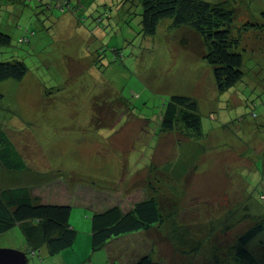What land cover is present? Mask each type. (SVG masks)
Segmentation results:
<instances>
[{"label":"rangeland","instance_id":"rangeland-1","mask_svg":"<svg viewBox=\"0 0 264 264\" xmlns=\"http://www.w3.org/2000/svg\"><path fill=\"white\" fill-rule=\"evenodd\" d=\"M92 1L79 11L59 9L63 0L0 1V30L11 37L0 60L18 58L27 68L21 81L0 83V131L26 164L10 176L0 166V188L26 183L41 202L70 205L77 233L51 256L45 246L25 251L13 227L0 234V248L24 251L27 264H110L108 252L118 249H91L92 210L84 205L111 204L143 187L160 205L161 227L130 237L152 238L149 254L159 264H245L235 247L257 225L262 231L245 248L264 264V0H204L234 12L229 28L243 61L241 79L221 93L194 31L165 18L144 36L137 0ZM172 94L196 100L202 135L179 124L160 130ZM195 146L209 151L193 168ZM179 160L187 170L174 185L159 174ZM151 164L159 174L148 182L133 177Z\"/></svg>","mask_w":264,"mask_h":264},{"label":"trees","instance_id":"trees-1","mask_svg":"<svg viewBox=\"0 0 264 264\" xmlns=\"http://www.w3.org/2000/svg\"><path fill=\"white\" fill-rule=\"evenodd\" d=\"M40 1L42 0H38ZM70 1L63 0L59 9H65L67 6L77 8L76 11H79L84 10L85 7H92L95 2L75 0L76 4L70 5ZM137 4L140 5V31L144 36L155 35L157 25L165 18L170 19L173 26L188 27L198 35L205 47L201 57L211 67L218 92L230 89L241 79L243 61L241 53L236 49L237 40L231 36L229 28L234 12L226 8L223 2L137 0ZM105 13L102 16L98 15V23L102 21V17H105ZM27 31L29 37L34 36V31L29 29ZM19 40L20 43L28 41L24 36ZM186 40V37L180 40L184 47H188ZM10 44V35L0 30V46L6 47ZM26 72L27 68L21 59L0 60V83L8 79L21 81ZM0 99H2L1 94ZM176 124L180 125L182 131L189 132L188 134L194 137L202 135L197 102L191 96L172 94L168 97L160 115L159 128L161 131H171L176 128ZM0 166L9 176L19 174L26 168L23 158L4 131H0ZM180 169L183 167L180 166ZM261 171L264 176V160ZM32 188L26 183L0 188V234L18 227L23 235L25 251L36 254V250L45 246L49 255L58 254L71 247L77 235L68 221L71 206L60 202H41L32 194ZM161 219L160 205L154 196L137 201L126 210L112 203L90 215L91 249L99 250L110 240L147 231ZM261 231V225H257L238 238L234 251L237 260L245 264H255V257L245 246ZM131 264H159V262L144 253Z\"/></svg>","mask_w":264,"mask_h":264},{"label":"crops","instance_id":"crops-1","mask_svg":"<svg viewBox=\"0 0 264 264\" xmlns=\"http://www.w3.org/2000/svg\"><path fill=\"white\" fill-rule=\"evenodd\" d=\"M190 150H191V152H189L190 159H188V160H189V162H191V165L193 164V166H192L193 168H195V166L197 164L192 163V160L194 158H196L197 155L204 153V151L205 152L209 151V150L203 148V146L202 147H200V146L196 147L195 146L194 148H191ZM193 161H196V160L194 159ZM176 163H179V164H176ZM176 163H172L171 165H168V166H163L162 169H160L161 170L160 174L158 173L159 171L154 167L153 164L148 165V166H144V169L136 171L133 174V177L136 176L139 179H143V180H146L148 182V180H150V178L152 179V177L154 176L153 175L154 173H158L160 176L163 175V177L165 179H167L168 181H171L172 184L177 185L178 183H180L181 177H182L181 180H183V172H186L187 168L183 169V170L180 169V160ZM182 167L185 168L186 166H182ZM148 187L151 188L149 185H148ZM145 189L146 188H143V187L139 188L138 187V188L134 189L133 192H135V193H133L132 195H130L131 194L130 193L128 195V198H126V197L119 198L118 200H115L113 203L118 204L123 210L129 209L135 202L140 201V200H142L148 196L154 195V193H152V191L147 192V191H145ZM111 204L110 203L106 204V203L100 201V202L95 203L94 205H91V203H90V205H84V207H87V208L91 209L92 212H94V211L103 210L106 207H108V205H111ZM86 225H87V231L89 232V236H90V222H89V224L86 223ZM70 227L73 229L75 228V226H73V225L72 226L70 225ZM158 227H161V222L151 226L150 229H155L158 231V229H157ZM144 232H146V231L131 233V234L110 240L102 249L108 250L109 248H112L111 247L112 245H116L117 247L115 246V248L118 249V251H117L118 255L114 256L113 250H110L108 252L109 259H110L109 263L110 264L111 263H113V264H131L132 262H134V260L137 257H139L140 255H142L144 253L148 254L152 258L151 254H149L150 251L153 250V243L151 241L152 238L150 240L149 237L148 238H141V237L131 238L130 237V236L135 235V234H140V233L144 234ZM127 236H129L128 239H127ZM136 238H137V240H136ZM122 242H127L128 244L126 245L125 243H122ZM147 244H148V246H147ZM124 245H126V246H124ZM120 246H124V247H120ZM147 247H148V249H147ZM152 259L155 260L154 258H152Z\"/></svg>","mask_w":264,"mask_h":264},{"label":"water","instance_id":"water-1","mask_svg":"<svg viewBox=\"0 0 264 264\" xmlns=\"http://www.w3.org/2000/svg\"><path fill=\"white\" fill-rule=\"evenodd\" d=\"M0 264H27V256L22 250L0 248Z\"/></svg>","mask_w":264,"mask_h":264}]
</instances>
